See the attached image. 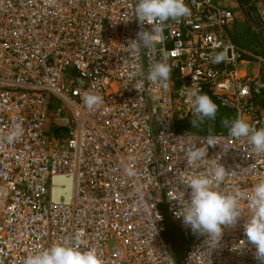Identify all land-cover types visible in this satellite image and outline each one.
<instances>
[{
	"label": "built area",
	"instance_id": "1",
	"mask_svg": "<svg viewBox=\"0 0 264 264\" xmlns=\"http://www.w3.org/2000/svg\"><path fill=\"white\" fill-rule=\"evenodd\" d=\"M138 2L0 0V264H24L77 232L105 264H261L245 234L246 200L216 245L183 222L187 181L212 162L188 165L187 150L204 147L209 134L179 132L177 119L192 115L187 93L195 89L262 128L264 57L233 42L237 14L216 0H185L190 15L166 22L151 51L132 52L130 41L158 23L138 20ZM239 5L264 49V0ZM246 57L259 62L258 75H238ZM163 59L172 66L167 88L146 79ZM87 92L103 96L99 109L84 106ZM51 118L67 130L63 143L49 139ZM14 123L24 134L8 143ZM212 134L220 143L205 159L230 172L219 190L250 192L264 180V153L247 138ZM57 177L71 178L68 202L53 200ZM172 227L189 240L180 259Z\"/></svg>",
	"mask_w": 264,
	"mask_h": 264
},
{
	"label": "clouds",
	"instance_id": "2",
	"mask_svg": "<svg viewBox=\"0 0 264 264\" xmlns=\"http://www.w3.org/2000/svg\"><path fill=\"white\" fill-rule=\"evenodd\" d=\"M136 16L143 24L151 23L150 30H142L137 34V39L129 43L128 48L132 52L140 48L149 51L157 43L162 35L163 27L169 20L179 21L190 15V9L185 0H139L136 5ZM172 66L166 59L150 64L146 76L152 84H160L167 88L171 79ZM78 83L83 86L84 81ZM188 102L192 105V128H200L206 121H215L219 106L206 93L193 89L187 93ZM84 106L89 110L99 109L104 103L103 96L87 92L82 96ZM222 127L227 129L228 135L234 139L247 138L257 154L264 153V127L255 128L243 117L235 119L224 118ZM24 134L21 123H14L12 131L7 135L8 143L19 140ZM204 147H192L185 153L188 165H196L197 162L211 161V167L207 173L192 176L187 181L191 188L190 202H184L179 213L183 222L190 226L194 232L207 234L209 243L218 244L223 235V228L235 226L240 218L242 201H247L251 219L245 225L247 240L256 247V258L264 264V180L255 184L250 192L236 190L225 193L219 190L230 172L215 160H206L208 146L220 143V137L209 133L204 139ZM127 176H134L135 169L128 166L124 169ZM181 199V198H177ZM24 264H105L103 257L96 248L85 244L83 233L77 232L69 241L55 243L51 247L28 255Z\"/></svg>",
	"mask_w": 264,
	"mask_h": 264
},
{
	"label": "crops",
	"instance_id": "3",
	"mask_svg": "<svg viewBox=\"0 0 264 264\" xmlns=\"http://www.w3.org/2000/svg\"><path fill=\"white\" fill-rule=\"evenodd\" d=\"M216 1L221 3V4L227 5V6L231 7V8H233L232 7L233 5L237 6L236 10L233 9L235 11V13L237 14V20L230 27L232 28L233 26H235V28H236V27H239L240 25H244V24L245 25L246 24L249 25L250 29H251V32L256 36V41L258 43L257 44L255 43V45H254V43H252L248 48H244V47H242V48L246 49L247 51H249V52H251L253 54H255L256 56H263L264 57V49L262 47V44H261L260 40L257 38L258 35L255 34V32H253V30H252V23H251L252 21H249V19H248L249 13H248V11H245L244 9L242 10L240 5H239V3L246 4V5H248V8H253L254 9V7L250 5V0L249 1L248 0H242V1L241 0H216ZM241 13H242V15H241ZM254 13L255 12L252 13L253 16L251 15V19L250 20H254V23H257L258 22L257 16ZM230 29H228V31ZM231 39H233V38L231 37ZM233 42L235 43L234 39H233ZM235 44L239 47V45L237 43H235ZM243 61H247V62H241V63H239L237 65V72H238L239 76H241V77L256 76V75H258L260 73V70H261L260 64H259V62L256 59H253V58L249 59V57H246ZM251 65H253L254 67H253V69L249 70V68H247V66H251ZM226 110H228V109H226ZM230 111H233V110H230ZM51 123H52V121L48 124V129H47L48 130L49 139L50 140L53 139L52 141L55 142V143H53V145L54 144L63 143L64 142V137H65V134H66L67 130L65 128H62V127L58 128V127L54 126ZM194 134H197V133H194Z\"/></svg>",
	"mask_w": 264,
	"mask_h": 264
},
{
	"label": "trees",
	"instance_id": "4",
	"mask_svg": "<svg viewBox=\"0 0 264 264\" xmlns=\"http://www.w3.org/2000/svg\"><path fill=\"white\" fill-rule=\"evenodd\" d=\"M206 94H208L213 99V101L219 106V111L217 113L216 120L215 121H206L200 128H192L191 120L193 119V115H188L184 118L177 119V129L179 132L209 134L211 131V133H217V132L228 133L227 129L222 127L221 121L224 118L235 119L236 118L235 113L233 111L226 110V109L222 108L214 100V98L210 95V93L206 92ZM261 102H262V100L260 99L258 102L259 105L261 104Z\"/></svg>",
	"mask_w": 264,
	"mask_h": 264
},
{
	"label": "water",
	"instance_id": "5",
	"mask_svg": "<svg viewBox=\"0 0 264 264\" xmlns=\"http://www.w3.org/2000/svg\"><path fill=\"white\" fill-rule=\"evenodd\" d=\"M264 127V125H263ZM71 178L57 177L54 179L53 200L56 202H68L71 196ZM170 241L178 259L182 257L189 240L179 234L170 235Z\"/></svg>",
	"mask_w": 264,
	"mask_h": 264
},
{
	"label": "rangeland",
	"instance_id": "6",
	"mask_svg": "<svg viewBox=\"0 0 264 264\" xmlns=\"http://www.w3.org/2000/svg\"><path fill=\"white\" fill-rule=\"evenodd\" d=\"M234 10L237 9L236 5L232 6ZM242 15V13H241ZM240 22V21H239ZM231 28V27H230ZM229 28V29H230ZM233 26L230 30L229 33L231 35V37L234 39L235 43H237L239 46L244 47V48H248L252 43L257 44L258 42L256 41V36L251 32L250 26L249 25H240L239 27ZM255 47V46H254ZM253 65L251 66H247V68L253 69ZM262 102L259 105V109L261 112V116L264 118V97L261 98ZM52 121V118L50 119V122ZM53 139H51V143H55L54 141H52ZM177 233H179L178 228L176 227H172L171 229H169V235H176ZM184 237V236H183ZM187 238V237H185ZM188 239V238H187Z\"/></svg>",
	"mask_w": 264,
	"mask_h": 264
},
{
	"label": "bare ground",
	"instance_id": "7",
	"mask_svg": "<svg viewBox=\"0 0 264 264\" xmlns=\"http://www.w3.org/2000/svg\"><path fill=\"white\" fill-rule=\"evenodd\" d=\"M62 134V133H61Z\"/></svg>",
	"mask_w": 264,
	"mask_h": 264
}]
</instances>
